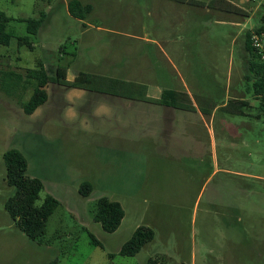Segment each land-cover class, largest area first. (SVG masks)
Segmentation results:
<instances>
[{
  "label": "rangeland",
  "instance_id": "obj_1",
  "mask_svg": "<svg viewBox=\"0 0 264 264\" xmlns=\"http://www.w3.org/2000/svg\"><path fill=\"white\" fill-rule=\"evenodd\" d=\"M68 1L0 0L15 19L14 39L0 45V264H264V119L248 72L257 60L245 48L264 0H79L92 7L83 20ZM42 17L36 35L16 20ZM39 61L52 77L61 66L71 81L84 72L112 82L100 80L106 91L49 83L47 102L26 115L31 87L15 91L8 72ZM125 82L150 96L187 95L186 107H172L168 121L166 106L107 90ZM9 149L43 184L35 205L46 195L59 202L37 240L4 208L15 192ZM101 197L124 211L112 233L93 221ZM140 226L153 240L120 255Z\"/></svg>",
  "mask_w": 264,
  "mask_h": 264
},
{
  "label": "trees",
  "instance_id": "obj_2",
  "mask_svg": "<svg viewBox=\"0 0 264 264\" xmlns=\"http://www.w3.org/2000/svg\"><path fill=\"white\" fill-rule=\"evenodd\" d=\"M67 12L73 18L78 20L85 19L92 7L89 4H82L79 0H70L66 5ZM15 19L8 17L0 11V45L8 46L14 35L7 31V24ZM19 22L26 23L28 34L36 35L45 22V18H18ZM256 31H264V15L260 19V24L255 28ZM250 31L245 34V48L251 54L249 46ZM17 46L25 43V37H16ZM248 72L252 75V88L257 99H259V110L264 119V65L253 61L248 62ZM9 76L13 78L14 90L18 88L25 89L31 87L29 99L21 103L24 114L31 115L33 112L48 100L46 87L49 83H55L69 88L83 89L89 91H104L105 87L99 85L102 79L105 83L112 82L105 77H98L84 72H78L72 81L67 80V69L58 66L55 70V76H49L44 65L39 61L32 69H25L24 75L9 71ZM114 81V80H113ZM122 89L115 91L113 86L107 89L110 93H119L131 100L148 101L166 107H186L187 95L178 94L173 90L165 89L158 99L149 98L144 86L125 82ZM106 91V90H105ZM243 102L242 104H244ZM247 104V103H245ZM5 165V180L9 187L14 188V194L7 198L4 204L13 225L29 240H37L46 229V222L49 216L58 207L59 202L51 195H46L42 204L36 206L35 202L43 190L42 182L34 177L27 176V161L23 154L16 149H9L3 154ZM91 191L90 184L83 182L79 188L82 196H88ZM124 211L121 205L101 197L96 201V208L93 212V221L99 223L101 228L112 233L117 230L122 219ZM94 244L100 243L90 235ZM153 231L148 227L140 226L133 232L131 238L126 241L119 250L122 256H134L140 249L153 240ZM49 264H56L55 261ZM147 264H155L151 260Z\"/></svg>",
  "mask_w": 264,
  "mask_h": 264
},
{
  "label": "built area",
  "instance_id": "obj_3",
  "mask_svg": "<svg viewBox=\"0 0 264 264\" xmlns=\"http://www.w3.org/2000/svg\"><path fill=\"white\" fill-rule=\"evenodd\" d=\"M249 46L258 63L264 65V31L251 30Z\"/></svg>",
  "mask_w": 264,
  "mask_h": 264
},
{
  "label": "crops",
  "instance_id": "obj_4",
  "mask_svg": "<svg viewBox=\"0 0 264 264\" xmlns=\"http://www.w3.org/2000/svg\"><path fill=\"white\" fill-rule=\"evenodd\" d=\"M67 80L68 81H71V79L67 76ZM160 95V94H159ZM159 95H156V96H150V95H147L148 97L150 98H153V99H158L159 98ZM129 104V103H128ZM126 107H128V105H126ZM128 109V108H127ZM186 112V111H184ZM175 113V114H174ZM156 114V113H155ZM164 114V116L168 115V121H170V116L171 117H174L176 115V109H172V107H167L166 109V113H162ZM174 114V115H173ZM200 119L201 120H204V118L202 117V115L200 114Z\"/></svg>",
  "mask_w": 264,
  "mask_h": 264
}]
</instances>
